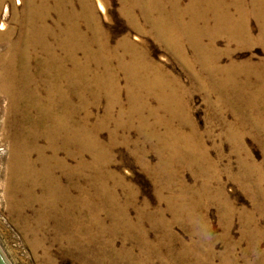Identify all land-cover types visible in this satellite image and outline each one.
I'll return each instance as SVG.
<instances>
[{
	"label": "rangeland",
	"instance_id": "obj_1",
	"mask_svg": "<svg viewBox=\"0 0 264 264\" xmlns=\"http://www.w3.org/2000/svg\"><path fill=\"white\" fill-rule=\"evenodd\" d=\"M15 1H6L0 9V24L5 23L8 28L15 26L13 9L21 11L23 8L15 5ZM96 1L91 0V3L111 46L123 38L138 46L144 44L148 47L147 60L152 67L179 82L186 112L182 114V121L173 119L172 128L185 136L193 130L194 142L201 145L204 156L194 153L192 158L199 156V159L192 162L187 155L177 153L172 158L165 156L170 158V164L160 165L161 158L154 148L161 143H145L135 120L131 130H121L114 136L110 135L116 123L110 122L102 128L99 141L106 146L112 137L115 146L109 148L103 161L96 165H91V156H85L86 172L77 171L76 175H71L73 180L70 179V182L75 180L71 184L78 187L74 194L77 198L90 197L87 204L91 211L82 212L77 226H71L66 219L65 227L57 228V219L45 220L40 236L27 230L30 227L5 200L3 159L8 146L0 136L2 258L6 264H264V81H259L258 87L251 89L253 91L249 92L248 88L250 76L251 80L264 76L263 47L254 45L238 49L232 44L220 66L234 63L237 67H245L239 70L243 73L239 86L246 87L239 98L234 96L236 91L231 86L224 87L223 94H219L211 90L214 86L199 64L187 70L171 51L148 33L149 27L144 22H140L143 32L134 30L121 13L120 0H100L105 13L98 10ZM182 2L186 6L188 1ZM5 7L8 12H4ZM248 23L252 34L257 36L258 23L255 20ZM80 25L86 29L84 23ZM1 33L5 32L0 30ZM217 48L222 51L229 48L226 38L218 39ZM2 50L0 46V54ZM186 54L194 62L190 49ZM259 65L263 71L255 70ZM113 68L112 65L111 71L115 73ZM120 79V107L113 110V119L121 108H128L123 75ZM257 89L255 99L246 97ZM86 92L89 105L85 107L80 102L77 117L83 121L89 112V123L96 126L102 123L108 103L103 98L92 104V98L99 92L93 89ZM149 105L151 109L157 107L153 100ZM1 106H7L5 99ZM65 110L75 116L70 106ZM158 118L168 119L165 110L149 117V122L154 124ZM156 129L165 133L163 127ZM124 138L129 139V145L123 143ZM142 151L145 153L141 154ZM164 153L169 152L162 150L161 154ZM66 157L62 151L60 158L67 159L72 168L77 166V156ZM57 175H63V184L70 183L62 171ZM37 209L36 206L30 208L25 214L32 226L36 224L33 220ZM67 232H76L78 236L73 235V241L69 242ZM34 236L36 241L44 238L43 244L36 242L34 246ZM44 252H48L49 257Z\"/></svg>",
	"mask_w": 264,
	"mask_h": 264
},
{
	"label": "bare ground",
	"instance_id": "obj_2",
	"mask_svg": "<svg viewBox=\"0 0 264 264\" xmlns=\"http://www.w3.org/2000/svg\"><path fill=\"white\" fill-rule=\"evenodd\" d=\"M6 1L13 0H0V9ZM120 1L121 13L134 30L143 32L140 22H144L149 27L148 33L187 70L199 64L214 86L211 90L223 94L222 89L231 86L236 98L243 95L241 90L246 86H239L243 74L239 70L245 67L234 63L222 67L220 62L232 44L238 49L254 45L264 49V0H187L186 6L182 0ZM96 2L98 10L105 13L103 3ZM15 3L23 7L21 11L13 9L15 26L8 28L2 23L0 28L5 32L0 34V46L4 49L0 54V136L8 146L7 156L2 158L5 164L2 186L9 208H16L30 227L28 231L40 235L44 221L51 219H57V228L65 227L66 219L71 226H77L82 212L91 211L87 204L90 197L77 198L74 194L78 187L70 179L73 180L71 175L77 171L86 172L85 156H91V165H96L115 146L112 137L106 146L99 141L102 128L110 122L116 123L110 136L121 130L129 131L137 123V131L145 143L159 141L161 146L154 149L161 158L160 165L170 164V158L165 156L172 158L177 153L187 155L192 162L199 159V156L192 158L194 153L202 154L201 145L194 142V131L185 136L172 128L173 119L181 120L186 112L181 98L183 89L176 79L152 67L147 60L148 47L138 46L128 38L111 46L91 0H16ZM6 7L4 12L9 11ZM251 20L258 23L257 36L249 27ZM222 37L229 46L223 51L217 48ZM185 47L193 52L194 62L188 59ZM112 65L115 73L111 71ZM255 70L263 71V67L259 65ZM120 75H123L128 108H121L113 119V110L120 107ZM245 77L248 79V73ZM257 78L249 77V92L258 87L259 81H264V76ZM91 89L99 92L92 98V104L103 98L108 103L102 123L96 126L89 123V112L83 121L77 117L79 103L89 105L85 94ZM258 92L257 89L246 97L253 100ZM3 99L7 101L5 108L1 106ZM151 100L157 104L154 109L150 108ZM61 106L65 109L70 106L76 117ZM164 110L167 120L158 118L154 124L149 122V117ZM156 127H163L165 133H159ZM124 140L125 145L130 144L129 139ZM162 150L169 153L162 155ZM62 151L67 157L77 156L76 167L60 158ZM61 171L70 183L63 184V175H57ZM35 206L39 209L33 220L36 224L32 226L25 214ZM76 232H67L66 240L73 241L72 236H78ZM33 240L36 246L43 244L44 238ZM45 255L49 257L48 252Z\"/></svg>",
	"mask_w": 264,
	"mask_h": 264
},
{
	"label": "water",
	"instance_id": "obj_3",
	"mask_svg": "<svg viewBox=\"0 0 264 264\" xmlns=\"http://www.w3.org/2000/svg\"><path fill=\"white\" fill-rule=\"evenodd\" d=\"M0 264H6V262L4 261V259L1 256V254H0Z\"/></svg>",
	"mask_w": 264,
	"mask_h": 264
},
{
	"label": "snow or ice",
	"instance_id": "obj_4",
	"mask_svg": "<svg viewBox=\"0 0 264 264\" xmlns=\"http://www.w3.org/2000/svg\"><path fill=\"white\" fill-rule=\"evenodd\" d=\"M17 2H19V0H17ZM3 27V25L2 24H0V28H2Z\"/></svg>",
	"mask_w": 264,
	"mask_h": 264
}]
</instances>
